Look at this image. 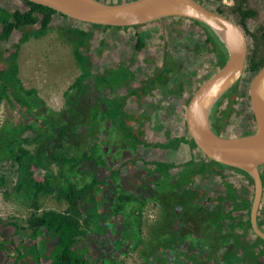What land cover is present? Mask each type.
Here are the masks:
<instances>
[{
    "label": "rangeland",
    "instance_id": "374dc122",
    "mask_svg": "<svg viewBox=\"0 0 264 264\" xmlns=\"http://www.w3.org/2000/svg\"><path fill=\"white\" fill-rule=\"evenodd\" d=\"M5 1L6 0H4V4ZM106 1L108 2L109 0ZM110 1L119 2L126 0ZM202 1L207 2L210 5H207L209 8L212 7L215 9L218 6L223 7L227 13L229 12L233 19L239 21L237 13L232 12V6L235 4L234 0H223L220 3L221 5L216 3L215 0ZM252 4H256L260 9L263 8L264 12V3L262 0H255ZM6 5H8L11 9H15V6L8 3V1ZM165 22L167 23L166 26H174L172 30H168V28H166L167 33L168 31L171 32L180 28L179 32L181 34H171L176 36V38L172 40L180 44L179 47L181 49L185 48L181 45L184 43V40L187 41V46L190 45L187 47V52L190 55L191 62L183 69L184 72L187 71V73H190V76L192 75L191 78L193 79H191V83H193V85L191 87L193 90L199 84V81L204 80L207 76H209V74L218 68L216 60L209 53V45L206 40L205 32L201 27L195 25L193 21H188L187 19L173 17V20L166 18ZM247 24L251 31L257 33H259L258 30L260 28H264V20H261L259 17L255 19H248ZM69 26L79 27L84 30H92L91 35L86 38L81 51L90 55L91 60L89 67L93 75L86 80V83H89V87L85 90V92L81 93L80 89L72 91L69 96L70 103L66 104L63 92L81 72L80 63L75 59L73 53V50L79 44L77 42L78 36L68 33L69 28L67 27ZM38 27L39 23L35 24L32 29H28L27 31L32 32L28 33L26 39L23 37L21 40L18 33L21 34L19 31L22 30L16 29L15 34H13L14 37L10 39L12 43L10 41H4V45L0 48L2 49V54L4 56V66L7 67L10 66L13 51L19 48L18 56L16 57L19 66L18 74L22 79L25 88L29 89L31 87L37 89L40 99L46 100V105L43 106L42 109L38 111L40 113L36 115L35 112L29 113L25 107L17 104L9 98L4 97V102L0 105V136H3L1 137L2 140H4V138L8 139L11 135L18 133L19 130L17 128H20L22 124L28 123L33 119H38L39 124L44 126L42 129H44L47 124H50L52 128L50 126L49 128L53 130L57 128V137L53 139L46 138L44 139L47 140L46 143L42 141V143H39L36 146L32 145L31 148L35 151H38L40 148L46 146L48 152L63 149V151L68 152L69 155L78 156L86 148V146L88 147L89 143L93 140H97L98 153H106V156H108V150H106V147L111 143L117 146L116 157L119 158L118 160H121L125 157L135 156L137 154L148 155L144 153L147 151V148L152 147L140 145V151H134L136 142L130 141L132 139L125 137V133L120 126V122L122 121L120 118H123L126 121V124L130 127L132 126V130H134V132L137 133L141 139L143 136V138L148 140H157L159 138L164 140V137L172 136V134L189 136L185 122L178 128V123H182L183 121H180V119L176 120V118H171L169 120L167 117L168 112L171 110L175 111L177 108H179V110L184 109L191 93H186L184 97H180V95H174L172 92L167 91V87H164V85L160 86V84L155 86L148 95L140 98L137 96L128 98L126 107L123 109L124 112H122L121 116L119 115V117L111 119L112 121H108L106 119L108 117L107 110L113 97L116 96L121 98L131 87L138 88L141 86L140 84L143 79L149 78L157 71L158 68L162 66L163 40L161 38L159 22H149L140 27V31L143 32V40L145 41V46L140 52L134 49L135 30L132 27L127 29H106L103 26L93 27L89 23L65 17H62L61 22L51 23L44 34L39 33ZM191 37L194 40L193 44L189 41V38ZM248 39L250 48L248 53L249 57L254 55V53L256 54V57H262L264 55V46L261 41H258L257 51L254 52V40L251 35H248ZM102 40L104 41L103 45H101ZM180 48H177L178 51ZM172 58L176 59L175 55ZM121 64L129 65L131 69V73H129L127 77H124V82H122L123 77L111 80V82H114V84L117 85L112 84L114 87L112 90L104 85L102 86L104 88H99L96 85L97 75L111 69L117 70ZM167 66L173 67L174 73L172 72L167 76L165 75L166 79L171 78L170 76L174 75L178 69L176 64L173 62H170ZM252 74L253 72L249 71L246 67L241 79L239 80V92L244 91L245 95L240 96L234 105L233 113L230 118L231 124H229L227 132L225 133L226 136L242 135L247 131H250V129L252 131L255 129L248 88L250 76H252ZM173 79L174 78H172V81ZM13 90L19 92L17 95L18 98H23L28 102L27 97L24 95L27 93L26 90L15 88V86ZM14 91H10V94L15 93ZM76 102L81 103H77V105H75ZM160 109H162L164 113L162 115L159 114L158 117H156L155 112H159ZM92 112L93 115L95 112H99L96 124L93 122L94 126H92ZM76 119L79 120L77 123L75 122ZM161 120L164 122L162 123ZM144 122L145 124H143ZM160 123H162L161 125L165 127V131L158 129L161 126L159 125ZM150 126L154 130L156 129V133L151 130ZM34 134L35 132L31 130L26 132V135L28 136H33ZM104 149L106 151H104ZM165 151L168 153H165ZM193 152H196L197 154L199 153L201 158H203V155L198 149L193 150ZM169 153L173 154V151L169 152L167 149L152 148V151L150 152L152 155L151 157L157 159H165L164 157H166ZM168 159L171 158L168 157ZM111 160V163L114 164V160L116 159L112 156ZM194 162L195 161H192V166L182 163V165L178 168H181L182 170L183 168H186L191 171L184 173L186 176L180 180L177 179V182H173L170 178L168 181H162L161 185L159 184L154 187L152 190L154 193L151 192L150 194L143 195L141 192L131 191L133 199L130 203L131 209H129V211L132 214L128 215V217H130L133 221L136 220V217L139 218L140 216L135 217L133 211H136V209L139 210L142 205H147V209H149V211L146 210L145 215L148 216L149 213V215L154 216L147 217L149 222H151L149 223L148 228H146L145 225V230L146 233L157 236V243H165L168 246L174 241L198 236L196 230L194 231V229H191V226L188 225H182L183 231H185L183 233L184 236H182V234L175 233L172 229L173 227L171 228V225L173 224L174 226L181 218L184 220L185 218L186 220L194 218H196V220H206L204 222L206 223L205 226L208 229L213 228L214 224L218 222L215 218L210 219L208 216H204L202 211L196 213V209L192 208V200H194L197 192H199L196 184L206 183L204 182V178L209 177L207 175H203L199 181L195 182L196 176L192 173L193 170L189 169L198 168V164H195ZM95 164L96 163L94 161H90L89 168H95ZM201 165L202 164L200 163L199 168ZM141 166L144 167V169L147 168L148 170L152 168L151 164H148L150 168L145 165ZM53 168L55 169V172L58 171L56 166ZM199 168L198 170H200V172L203 171ZM138 169L141 170L140 167ZM82 171L83 169L79 170V172ZM2 172H4L13 181L17 180V165L14 160L9 157L8 152L0 150V174ZM98 172L101 173V170L98 169ZM176 172H178V170H176ZM91 174V170L88 169L83 171L80 175L85 176V179H88L91 177ZM163 174L164 177H167L168 170H163ZM84 180L80 179V181ZM55 182L58 183V180L55 179ZM215 182L216 187L223 184L220 177ZM211 183L214 185L213 182ZM101 185H97L96 188H100ZM10 186L11 185L7 187L11 189ZM96 188H92L84 196V200L93 193L95 197L96 191L94 190H96ZM2 190H5V187L4 189L0 188V217L5 220L14 219L19 225L25 224V217L27 216L28 211L27 206L22 204L19 199H16V193L13 191L10 198H6L4 197ZM43 201L46 208L62 209L64 207V205L58 203L51 196L45 197ZM178 203L182 206V210L180 211H176V208H174ZM188 203L190 206L188 209L183 207L187 206ZM142 222L143 224L147 223L145 218ZM108 223L112 224V222L109 221ZM97 227L98 226H95V228ZM118 227L124 231H128V225L125 223L121 226H117L116 228ZM23 231L24 230H19V232H16L14 226L0 222V234L3 239L5 238L7 240L8 245L6 253H2L0 251V263L11 264V261L5 263L3 258L9 255L14 257L15 247L18 245L19 240L22 242V239H25L24 241L28 244L27 247H24V251L28 249L29 252L32 251L35 253V256L38 251H41L40 253L44 251L43 248L45 243L44 240L41 239L43 236L41 237L40 235V246H38V248H36V246L31 247L29 246V243L34 241H31L29 236L24 235ZM138 231L139 230H136L138 234H141ZM210 231L214 232L213 237H215V239L222 235V230L220 229L215 230V228H213ZM43 232H46V230H43ZM205 232L209 234V231ZM91 234L92 233L90 232L88 235ZM225 236L226 235L224 234V237ZM44 238L48 240V242L54 244V242H52L53 237L51 238L48 235L46 237L44 236ZM218 240L220 239L218 238ZM123 243L127 244L128 242H111L112 246H115V252L119 250L121 251ZM148 243L152 244L154 247L156 245L155 242L150 240H140L137 248L139 251L141 250L144 256L149 253H153L154 247L148 246ZM52 244L49 247L52 248ZM244 247H248V244L245 243ZM105 249L106 248H103V250ZM51 250L55 251L56 246ZM47 252L46 254H48ZM190 254L191 252L189 255ZM107 255L111 257L114 256V253L112 251L104 252L101 261H99L98 264H107L108 260L105 259L107 258ZM210 257L212 258V256ZM255 258L256 256L254 254L251 255L249 259L254 261ZM15 264H19V262Z\"/></svg>",
    "mask_w": 264,
    "mask_h": 264
},
{
    "label": "trees",
    "instance_id": "16d2710c",
    "mask_svg": "<svg viewBox=\"0 0 264 264\" xmlns=\"http://www.w3.org/2000/svg\"><path fill=\"white\" fill-rule=\"evenodd\" d=\"M23 1L27 6V8L24 10L17 9L14 11H10L0 5V41L8 40L14 30L23 28L28 25H35L39 23L38 31L40 34L45 33L49 28L52 18L51 13H54L56 11L46 5L39 4L30 0ZM215 1L220 3L222 0ZM114 2L116 1H111L110 3ZM234 2L235 4L234 6H232V10L238 12L240 23L243 25L246 33L252 36L255 45L254 52H256L258 41H261L264 46V28H260L258 30L259 33L253 32L249 29L247 20L255 18L258 12L254 8L245 7V4L248 2V0H234ZM215 10L221 13L225 12L224 8L221 6L216 7ZM61 15L65 18H69L64 14ZM190 20L197 23L204 29L206 40L210 45L209 53L216 60L217 67H221L226 62L228 56L227 49L225 48L224 44L220 41V39L209 26L198 20ZM91 25L93 27L103 26L100 24ZM138 26L139 25H134L133 27L137 28ZM103 27L108 29L128 28L130 26L107 25ZM67 28H69V34H75L78 36L77 42L79 44L74 49V57L81 66V72L79 73V75L75 77V79L63 92L65 103L69 104V96L71 92L80 89L81 93H84L85 90L89 87V85L86 84V80L93 75L89 67L91 57L90 55L83 54V52L81 51V48L85 44L86 38L91 35L92 30H84L79 27L72 26H69ZM136 35V47L137 49L141 50L144 47V41L141 39L139 33H136ZM27 36L28 33H25L23 37L26 39ZM103 44L104 41L102 40L101 45ZM18 50L19 48H17L12 53L10 66L4 68V70L0 69V85L2 87V90L4 91V96L8 95L7 92L14 91L11 80L17 79L16 77L18 74V63L16 57L18 56ZM263 65L264 55L262 57H256V54L254 53V55L247 59L246 67L249 71L256 73ZM170 68L164 66V68H161L156 76H154L153 78L151 77L143 79V84L141 86H139L138 88L131 87L121 98H118L116 96L113 97L107 110V120L112 121L111 119L122 115L128 98L132 96H137L138 98H140L147 95L150 92L152 83L156 82L157 80H163V77L165 75L167 76L169 73L174 72V70ZM130 70L131 69L129 65L121 64L117 68V70L111 69L102 72L96 76V85L99 88H104L102 87L104 85L112 90V88H114L112 86L114 82H111V80L123 77L122 82H124V77H127L129 73H131ZM16 81L20 85L19 89L26 90L27 94L29 95L34 93L33 88L26 89L22 85L20 80L18 81L17 79ZM182 90V83H180L179 88L176 91L171 89L170 92L175 94L180 93ZM14 92L15 93H12L14 99H16L21 104H25L26 106L29 105L27 100L17 97L16 94L18 92ZM243 95H245V92H239V81H237L235 85L230 88L229 91H227L225 94H223L222 97L216 102L211 113L212 128L216 133L225 135L228 129V125L230 124V118L233 113L234 105L237 102L238 98ZM2 100L3 94L0 92V104ZM98 113L99 112H95L92 118V126H94L93 122H95V124L97 122ZM120 119L122 120L120 122V126L125 133V137L132 139L130 141H134L138 145L152 146L159 149H169L177 147L180 143H187L190 146L191 150L198 149L203 155V160L205 163L200 167L203 170L202 173H207L208 170H211L215 174L220 175L221 178H225V174L223 173V171L226 168H230L245 174L250 179V181L253 182L252 177L245 170L233 166H228L212 159H208L205 154H203V152L197 147L194 140L189 136H169L165 141H151L143 138V136L141 139L138 134L135 133L134 130H132V126L130 127L128 124H126V121L123 118ZM77 121L79 120L76 119L75 122L77 123ZM49 126L51 127L50 124H47L46 127L42 129L39 126H34L32 123H25L22 124L20 128H17L19 130L18 133L11 135L8 139L4 138V140H2L1 137L3 136H0V150L8 152L9 157H11L17 165L18 173L17 180L13 181L4 172H2L0 174V188L4 189L5 187V190H2V192L4 197L6 198H10V196L12 195V191L16 193V199H19L20 202L28 208L27 216L25 217V224L19 225L18 222L14 219L5 220L1 217L0 222L14 226L16 232H19V230H24V235L29 236V239L31 241H34L29 243V246L31 247L36 246V248H38V246H40L39 241L36 239L40 235L41 237L43 236V238L41 239L44 240L45 243V246L43 248L44 251L42 253H40L41 251H38L35 256V253H33L32 251L29 252L28 249L24 251V247L28 246V244L24 241L25 239H22V242H20L21 240H19V246L17 245L14 250L15 256H5L3 258L5 263L11 261V264H15L19 260L28 257L34 260L35 264H89L88 258L85 256V253L80 251L78 243L83 238H85L92 230L94 218H96L98 215H84L82 210L84 196L92 188L96 187L98 183H105L107 179H111V177H113V179L115 180L116 185H118L120 189L122 188L117 181V177L123 163L120 164V166L116 169H111L110 174L106 179H98L97 175H95L96 173H92L90 175L92 178L89 177L88 179H85V176L80 175V172L77 168L81 165L82 162L86 160L95 161L97 165L105 166L107 164L106 159L101 154L97 153V140H93L91 143H89L88 147L86 146V148L78 156L69 155L68 152L63 151V149H58L59 151L48 152L46 146L40 148L38 151L33 150L31 148L32 145L36 146L39 143H42V141H44V143L47 142V140H44L47 134H49V139L57 137V128L53 130L51 129L52 127L49 128ZM28 130L35 131V134L33 136L26 135V132ZM250 132H252V130L247 131L246 133ZM192 161H194L193 157L191 160L184 164L191 165ZM144 162L154 166L156 172H159L161 170L175 169L182 165L165 160H144ZM54 166L58 168L57 172H55V169L53 168ZM207 167H209L210 169H208ZM37 169L45 170L43 177L40 179L35 176V172ZM185 176L186 174L182 173L180 179ZM261 176L264 185V166H262ZM55 179L58 180V183L55 182ZM80 179L85 180L80 181ZM9 185H11V189L7 187ZM49 196L53 197L58 203L64 205V207L62 209L46 208L44 206L43 200L45 197ZM117 199L118 201L115 211L119 213L133 198L131 194L126 193L123 189H121L119 191ZM247 206L248 218L245 223L248 225L250 231L254 233L250 222L251 201L248 202ZM43 230H46V232H43ZM45 233L48 234L51 238L53 237L52 239H54V244L48 242V240L44 238ZM256 240L258 242V245L262 247H260V254L264 253V239L256 236ZM51 244L52 248L56 246L55 251H52V248L49 247L51 246ZM248 244L252 245L253 243L250 242ZM7 249V240L5 238L3 239L2 235L0 234V251L2 253H6ZM46 252L48 254H46ZM186 256L192 261L193 264L199 263V259L195 255H189V253H186Z\"/></svg>",
    "mask_w": 264,
    "mask_h": 264
},
{
    "label": "crops",
    "instance_id": "0c3cea01",
    "mask_svg": "<svg viewBox=\"0 0 264 264\" xmlns=\"http://www.w3.org/2000/svg\"><path fill=\"white\" fill-rule=\"evenodd\" d=\"M7 1L10 4H13V6H15V9L9 8V6L6 5ZM102 1H106V0H102ZM254 1L255 0H248V2L245 4V7H250L257 10L258 13L255 18L259 17L261 20L262 19L264 20L263 8L260 9L259 7H257L256 4H252ZM262 1L264 3V0ZM108 2L111 1L109 0ZM0 5L2 7L9 8L8 10L10 11H14L17 9L24 10L27 8L23 0H6L5 4H4V0L2 1L0 0ZM51 15H52L51 23L61 22L63 16L60 13L54 12L51 13ZM255 18H251V19H255ZM33 26L34 25H28L23 28H20V30H22L19 31L21 34L18 33L20 40L22 39L25 33L32 32L27 30L32 29ZM13 34H15V30L12 32L8 40L0 41V47L4 45V41H10V39L14 37ZM83 54L88 55V53H83ZM4 68H7V66H4V56L2 54V49L0 48V69L4 70ZM18 73H19V66H18ZM16 78L18 79V81L20 80L22 85L24 86L19 74L17 75ZM16 80L14 79L11 80L13 88L14 86L15 88H19L20 86ZM86 84L89 85V83ZM33 89H34V93L30 95L27 93L24 94L27 97L29 103V105L26 106L25 104H21L16 99H14L13 94H10V92H7L8 95L4 96V91L2 90V87L0 85V92L3 94V100L1 101L0 105L3 104L4 97H6L11 99L12 101H15L17 104L25 107L29 113L35 112V114L37 115L40 113L38 111L41 110L42 107L46 105V100H41L37 89L35 88ZM18 93L16 95H18ZM180 97H184V96H180ZM77 103L79 104L81 102H76L75 105H77ZM177 109H175V111L172 110L169 111L167 118L169 120L171 118H176V120L180 119V121L182 120L183 121L182 123L181 122L178 123V128H179L185 122L183 116L184 109L182 110L181 109L179 110V108ZM155 113H156V117H158L159 114L162 115L164 112L162 111V109H160L159 112L156 111ZM93 116L94 115L92 112L91 119L93 118ZM161 121L162 123L164 122L163 120ZM28 123H32L34 126H39L40 128L44 127L43 125L39 124L38 119L30 120ZM162 123H160L159 125H161ZM143 124H145V122ZM163 127L164 126L161 125L158 129L159 130L162 129L165 131L166 129L165 127L164 128ZM151 130L154 131V133H156L155 132L156 129L154 130L151 127ZM178 135L179 134H172V136H178ZM46 138H49V134L46 135L44 139ZM164 138H165L164 140H161V138H159L157 140H151V141H165L168 139V137H164ZM145 147H152V146H145ZM152 148L146 149L147 151L144 154H148V155L137 154L135 156H128L121 160H118L119 158L116 157L117 146L110 143L106 147V150H108L107 153L108 156H106V153L101 154L98 153L97 151L98 154H101L106 159L107 164L105 166L95 164L94 165L95 168L93 167L89 168L90 161L86 160L82 162L77 169L78 171L82 169L83 171L90 169L91 173L97 174L98 179H106L108 178L111 169H116L117 167L120 166V164L123 163L117 177V181L122 187L121 189H123L126 193H130V194L131 191L134 192L138 191L143 193V195H145V194H150L151 192L154 193V191L152 190L156 185L159 184L161 185L162 181H168V179L170 178L173 182H177V179L180 180L182 173H187L191 170H187L186 168L185 169L183 168V170L181 168H175L172 170H168L167 177H164L163 170L156 172L154 166L150 168L148 164L144 162V160L146 161L165 160V161H172L177 164L178 163L182 164L188 162L193 157V160L195 161L194 163L198 164V168L200 163L202 165L205 163L203 158H201L200 154L193 152V150H191L190 146L187 143H180L177 147L167 149L169 150V152L173 151V154L169 153L168 155H166L167 158L164 157L165 159L152 158L151 157L152 155L150 154ZM139 149H140V145L135 144L134 151H140ZM155 149H159V148H155ZM106 150L104 149V151ZM165 153L168 152L165 151ZM112 156L116 159L114 160V164L111 163ZM168 157L171 159H168ZM141 165L143 166L145 165L150 169L149 170L147 168L144 169V167H142ZM139 167L141 168V170L138 169ZM198 168L197 169L189 168L193 170L192 173L195 174L196 176L195 182L199 181L203 175H207L209 177L204 178V182L206 183L204 184L201 183L202 185L200 183L196 184L199 192H197L196 197L194 198V200H192V208L196 209V213L202 211L204 216H208L210 219L215 218L219 222L214 224L213 228H215V230L216 229L222 230V235H220L221 237L218 236L220 240H218V238L215 239V237H213L214 232L210 231L213 228L208 229L205 226L206 223L204 221L206 220H196V218L190 220H186L185 218L184 220L183 218H181L179 219L180 221L176 222L174 226L173 224L171 225V228L173 227L172 229L175 231V233L176 234L179 233L182 234V236H184L183 233L185 231H183L182 225L185 226L188 225L191 226V229L193 228L194 231L196 230L198 236L194 238H184L179 241H174L172 244L168 246L165 243H161V242L157 243L156 241L157 236L154 234L146 233L145 230L146 228H148V225L151 222V221L149 222L147 217L154 216V215H149V213L148 216L145 215L146 210L149 211V209H147V205H142L139 210L135 208L136 211H133L134 216L135 217L140 216V217L139 218L136 217V220L134 221L131 220L130 217H128V215L132 214L129 211V209H131L130 203L132 200L129 203H127L126 207L121 212L118 213L115 211L118 201L117 196L121 189L118 187V185H116V182L113 179V177H111V179H107L105 183L100 182L103 185L98 183L97 185H101L100 188L97 189L96 188L97 185L96 187H94V189L96 188V190H94L96 191L95 197L93 193L91 196L85 198V200L83 199L84 202L82 204V210L84 215H89V214L98 215L96 218H94V224L92 230L90 231L92 234L87 235L79 242V248L81 251L85 253V256L88 258L89 264H98V262L101 261L102 255L106 251L107 252L112 251L114 253V256L110 257L109 255H107V258H105L108 260L107 264H193L192 261L186 256V253H190V252H191L190 255H195L199 259L198 264H264V253L260 254L261 246L258 245V242L256 240V235L255 234L253 235L248 225L245 223L248 218V206L246 202H244L245 200H242L241 202L234 201L235 198H237V195L234 191L235 188H233V186L226 184L225 179L224 178L222 179L220 175L215 174L211 170H208L210 169L209 167H207L208 169H206L208 170L207 173H202V171L200 172ZM98 169L101 170V173L98 172ZM176 170H178V172H176ZM44 172L45 170L43 169H37L35 172V176L36 177L38 176L39 178L38 177L37 178L40 179L43 177ZM82 172H80V174ZM223 172L226 176H229L228 175L230 173L229 170L225 169ZM219 177L223 181V184L220 185L219 187H216L215 181H217ZM210 181L213 182L214 185ZM247 189L249 191L250 186H248ZM183 207L188 209V207H190L189 203L187 204V206H183ZM174 208H176L175 209L176 211L182 210V206L180 203H178ZM144 218L147 221V223L145 224H143L142 222ZM108 221L112 222V224H109ZM258 221H259L258 224L260 223L259 226L264 230V197L260 206ZM124 223L128 225V231H124L120 227L116 228L117 226H121ZM95 226L98 227L95 228ZM203 229L205 231H209V234L205 232ZM136 230H139L138 232H140L141 234H138ZM230 233L233 234L230 236V238L226 239V236L228 237ZM224 234L226 235L225 237ZM44 236L46 237L48 236V234H44ZM36 239L39 241L40 236ZM140 240L143 241L150 240L152 242H155L156 243L155 247L150 243L147 244L150 247L151 246L154 247L153 253H149L146 256H144L141 250L139 251L137 249ZM112 241H118V242L123 241L128 243L127 244L123 243L121 251L119 250L115 252V246H112L111 244ZM52 242H54V239H52ZM250 242L256 245L254 246L253 250H251L249 246L244 247L245 243L248 244ZM103 248L106 249L103 250ZM254 254L256 258L254 259V261H251L249 257ZM210 256H212V258ZM18 262L19 264H35V261L28 257H25L19 260Z\"/></svg>",
    "mask_w": 264,
    "mask_h": 264
},
{
    "label": "water",
    "instance_id": "95a60500",
    "mask_svg": "<svg viewBox=\"0 0 264 264\" xmlns=\"http://www.w3.org/2000/svg\"><path fill=\"white\" fill-rule=\"evenodd\" d=\"M46 5L69 18L103 26H134L168 16L198 20L209 26L227 49L226 62L207 76L190 96L183 112L189 137L207 156L228 166L245 170L254 181L250 210L253 231L264 239L258 225L263 196L261 167L264 166V65L250 76L249 98L255 129L226 136L212 128L211 113L216 102L239 81L249 58V39L243 25L199 0H30Z\"/></svg>",
    "mask_w": 264,
    "mask_h": 264
},
{
    "label": "flooded vegetation",
    "instance_id": "af4514ba",
    "mask_svg": "<svg viewBox=\"0 0 264 264\" xmlns=\"http://www.w3.org/2000/svg\"><path fill=\"white\" fill-rule=\"evenodd\" d=\"M200 1L202 3H204L205 5H209L207 2H204L202 0H200ZM216 3H219V2H216ZM232 12L233 13H237V15H238V12L233 11V10H232ZM224 13L231 17V15L229 14V12L227 13V11H225ZM173 17L174 18H181V16H178V17L177 16H168V17H164V18L159 19V20L157 19V20L150 21V22H159L160 23L161 38L163 40V43H162L163 44V53H162L163 54L162 55V61H163L162 63L163 64L149 78H151V77L153 78L154 76H156L157 73L161 70V68H164V66H167L170 62H173L174 64H176V67L178 68L177 71L175 72V74L170 76L171 78L166 79L165 76H164L163 77V80L164 81L163 80H160V81L157 80L156 82L152 83L151 84V88H150V92L154 89L155 86H158L159 84H160V86L161 85H164V87L166 86L167 89H168L167 91H169V92H170L171 89H173V90L176 91L179 88L180 83H182L183 90L180 93H175V94L176 95H180V96H185L186 93H191L190 94V96H191L192 93L195 91V89L199 86V84L203 80L199 81V84L192 90V87H191L193 85V83H191V79H193V78H191L192 75L190 76V73H187V71L184 72V69H183L184 67H187V65L190 64V62H191L190 55L187 52V47H189L190 45L187 46L186 45V42L187 41L184 40V43L181 44V45H183V47H185V48H182L181 49L179 47L180 44H178V43H176L175 41L172 40V39L176 38V36H173L171 33L181 34L179 32L180 31V28H178L176 30H173L171 32L168 31V33H167V30H166V28H168V30L169 29L172 30V28L174 27V26H166V24H167L165 22L166 18H169V19H172L173 20ZM238 17H239V15H238ZM182 18L185 19V17H182ZM186 19H189V18H186ZM190 21H192V20H190ZM238 22L240 23V17H239V21ZM147 23H149V22H147ZM143 24H146V23H143ZM143 24H139V26L137 28L136 27H133V26H130V27H132L135 30V33H134V38H135V41H134V49L136 51H138V52L142 51V49L139 50L136 47V40H137L136 33H139V35L141 36V39L143 40V32L140 31V27ZM194 24L197 25L198 27H201L200 25H198L195 22H194ZM130 27H128V28H130ZM203 31H204V29H203ZM205 36H206V34H205ZM189 41H190V43L192 42V44H193V41L194 40L191 37V38H189ZM208 45H209V43H208ZM144 46H145V41H144ZM177 48H180L179 51H178ZM209 48H210V45H209ZM173 54L175 55V58L176 59L172 58L174 56ZM170 55H172V56H170ZM167 67L170 68V66H167ZM179 68H181V69H179ZM170 69H173L174 70L173 67L170 68ZM171 73H169V74H171ZM172 78H174L173 81H172ZM142 84H143V81L141 82L140 85H142ZM190 96H189V98H190ZM189 98H188V100H189ZM250 131H251V129H250ZM226 169L229 170L230 173L228 174L229 176H226L225 175V178L224 179H225V183L226 184H228L230 186H233V188H235L234 191H235V193L237 195V198H235L234 201L241 202L242 200H245L244 202H246L247 205H248V202L251 201V205H252V201H253V198H254V181L251 182L250 179L245 174L241 173L240 171H237V170H234V169H230V168H226ZM261 172H262V167H261ZM248 186H250V190L249 191L247 189ZM263 197H264V190H263V196H262L261 203L263 201ZM260 206H261V204H260ZM250 210H251V207H250ZM259 210H260V207H259ZM258 216H259V211H258ZM258 225H260V223ZM254 233H253V235H254ZM232 234L233 233H230V235H228V237L227 236L226 237L227 238H230V236ZM256 236H258V235H256ZM248 246L250 247L251 250H253L254 244L248 245Z\"/></svg>",
    "mask_w": 264,
    "mask_h": 264
},
{
    "label": "clouds",
    "instance_id": "9594fccd",
    "mask_svg": "<svg viewBox=\"0 0 264 264\" xmlns=\"http://www.w3.org/2000/svg\"><path fill=\"white\" fill-rule=\"evenodd\" d=\"M254 119V118H253ZM204 154V153H203ZM206 156V155H205ZM207 157V156H206Z\"/></svg>",
    "mask_w": 264,
    "mask_h": 264
}]
</instances>
